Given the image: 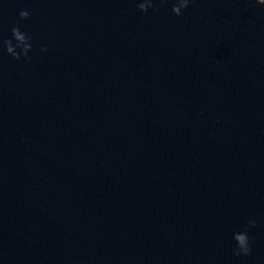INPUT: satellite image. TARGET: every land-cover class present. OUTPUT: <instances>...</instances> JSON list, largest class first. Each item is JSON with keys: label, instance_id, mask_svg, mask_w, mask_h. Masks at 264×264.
<instances>
[{"label": "water", "instance_id": "1", "mask_svg": "<svg viewBox=\"0 0 264 264\" xmlns=\"http://www.w3.org/2000/svg\"><path fill=\"white\" fill-rule=\"evenodd\" d=\"M138 2L0 0V264H264V5Z\"/></svg>", "mask_w": 264, "mask_h": 264}, {"label": "clouds", "instance_id": "2", "mask_svg": "<svg viewBox=\"0 0 264 264\" xmlns=\"http://www.w3.org/2000/svg\"><path fill=\"white\" fill-rule=\"evenodd\" d=\"M161 3L164 0H160ZM257 4L264 5V0H255ZM189 0H174L172 6V12L175 15H180L183 9L188 7ZM138 9L142 13H147L149 9L153 11L157 10L154 7L153 0H139L137 3ZM29 12L27 10H21L19 12V17L22 20H26L29 18ZM12 38L15 40V44H13L12 40L3 39L0 40V47L6 50L7 54L10 55L13 59L20 60L22 57L27 59L28 53L32 50L31 43V35L22 32L19 27H13L11 29ZM19 49V52L17 51ZM45 49L42 47L41 51ZM255 220H249L247 226L243 231H239L233 234V240L235 241L236 247L233 249L234 256H248L251 254V241L248 235V228L255 227Z\"/></svg>", "mask_w": 264, "mask_h": 264}]
</instances>
